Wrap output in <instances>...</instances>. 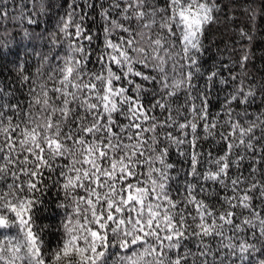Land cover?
Listing matches in <instances>:
<instances>
[{
    "label": "clouds",
    "instance_id": "9594fccd",
    "mask_svg": "<svg viewBox=\"0 0 264 264\" xmlns=\"http://www.w3.org/2000/svg\"><path fill=\"white\" fill-rule=\"evenodd\" d=\"M0 264H264V0H0Z\"/></svg>",
    "mask_w": 264,
    "mask_h": 264
}]
</instances>
